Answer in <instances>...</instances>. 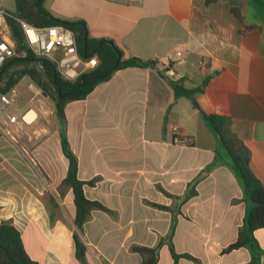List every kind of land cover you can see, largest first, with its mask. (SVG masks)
<instances>
[{
  "label": "crops",
  "instance_id": "crops-1",
  "mask_svg": "<svg viewBox=\"0 0 264 264\" xmlns=\"http://www.w3.org/2000/svg\"><path fill=\"white\" fill-rule=\"evenodd\" d=\"M41 1L57 19L86 23L90 38L114 42L126 58L157 61L155 67L118 70L86 99L65 106L78 178L98 179L84 187L85 195L112 211H94L84 225L87 264H142L131 248L156 247L172 224V213L153 204L175 209L188 184L210 165L196 195L180 206L173 236L176 253L199 262L180 258L178 264H251L248 248L223 253L250 207L242 185L221 159L218 137L173 84L201 88L193 94L200 109L231 119L264 184V0L209 6L204 0ZM29 106L39 111L38 121L20 141L0 133V224L11 223L21 233L28 256L39 264H81L73 193L61 189L68 160L60 131H51L37 105ZM175 137L193 143L177 144ZM254 236L264 264V229ZM157 264H174L166 244Z\"/></svg>",
  "mask_w": 264,
  "mask_h": 264
},
{
  "label": "trees",
  "instance_id": "trees-1",
  "mask_svg": "<svg viewBox=\"0 0 264 264\" xmlns=\"http://www.w3.org/2000/svg\"><path fill=\"white\" fill-rule=\"evenodd\" d=\"M15 11L8 12L7 22L11 30L12 39L18 54L25 53L24 57L18 56L8 60L0 69V93H9L15 85L25 76L49 96L55 106V114L60 122V138L64 156L68 160V172L62 181L63 191L71 190L74 197L75 217L73 225L75 227L73 238L75 242V257L81 264H87L86 246L81 240L84 234V225L94 211L111 213L106 206L96 200L86 197L85 186H95L98 179L83 181L78 178L79 161L72 151L68 137L65 115V106L72 101L86 99L87 96L100 83L108 81L118 70L126 68H148L155 67L157 61H146L136 57L126 58L124 52L112 41L105 39H93L89 37L87 25L84 22H71L55 18L42 7L41 0H14ZM205 5L217 3L220 0H204ZM236 19L242 24L243 16L236 7L232 8ZM18 19H23L33 26L50 27L63 25L74 31L76 34L78 49L82 55L96 56L98 66L87 74L82 75L76 82L66 81L56 70L54 64L46 59L36 56L27 46L23 32L18 23ZM178 97L185 96L192 102L194 109L199 110L206 121L207 126L218 137L223 150L221 159L228 163L237 176L244 190V201L250 204L244 220V224L238 229L235 242L230 244L223 253H229L240 248H248L252 251L251 264H259L262 250L254 236V231L264 229V184L256 177L250 167V151L244 142L232 132V121L230 118L215 114H206L202 111L193 97L196 92L202 89H186L181 85L173 84ZM219 156V154H218ZM213 165L208 166L200 175L188 184L187 191L175 209L153 204L154 207L172 213V224L170 231L165 238H162L156 247L133 246L131 249L140 255L142 264H157L159 251L163 245H167L174 259V264H178L180 258H186L195 262L198 259L190 254L176 253L173 236L177 224V216L180 214V206L196 195V185L207 176ZM167 194V193H166ZM171 197V195L167 194ZM48 201L54 210L58 207L52 195ZM51 221L54 222V214L50 213ZM0 264H39L31 259L22 241L21 233L8 222L0 224Z\"/></svg>",
  "mask_w": 264,
  "mask_h": 264
},
{
  "label": "built area",
  "instance_id": "built-area-1",
  "mask_svg": "<svg viewBox=\"0 0 264 264\" xmlns=\"http://www.w3.org/2000/svg\"><path fill=\"white\" fill-rule=\"evenodd\" d=\"M138 1V0H135ZM8 11L0 6V69L10 59L26 54H18L7 22ZM28 48L38 57L55 65L63 79L76 82L82 75L98 66L96 56H84L78 49L76 34L63 25L50 27L33 26L23 19H18ZM206 61L200 67H206ZM12 99L8 93H0V133H5L15 140V134L22 132L38 120V112L32 107L9 109ZM12 128L13 131L10 129ZM181 145H191L189 137H175Z\"/></svg>",
  "mask_w": 264,
  "mask_h": 264
},
{
  "label": "rangeland",
  "instance_id": "rangeland-1",
  "mask_svg": "<svg viewBox=\"0 0 264 264\" xmlns=\"http://www.w3.org/2000/svg\"><path fill=\"white\" fill-rule=\"evenodd\" d=\"M1 5L9 12L15 11L14 0L3 1ZM8 94L12 99V104L9 106L10 110L16 107L24 109L29 105H37L40 109V113H42L43 115L42 117L48 119L47 123L49 124V128H51V131L55 130L56 128H58V130L60 131V122L55 114V106L53 100L49 96H47L41 89H39V87L31 80L30 77H23ZM37 112L39 115V111ZM36 123L31 125L30 127H26L22 132L15 134V138L20 141L19 137L23 136L32 128V126H35ZM10 130L13 131L12 128ZM61 189L62 191L64 190L63 188ZM47 195L49 196V194ZM65 216L66 223H69L67 214Z\"/></svg>",
  "mask_w": 264,
  "mask_h": 264
},
{
  "label": "water",
  "instance_id": "water-1",
  "mask_svg": "<svg viewBox=\"0 0 264 264\" xmlns=\"http://www.w3.org/2000/svg\"><path fill=\"white\" fill-rule=\"evenodd\" d=\"M84 56H86V57H87L88 55L85 53V54H84Z\"/></svg>",
  "mask_w": 264,
  "mask_h": 264
}]
</instances>
